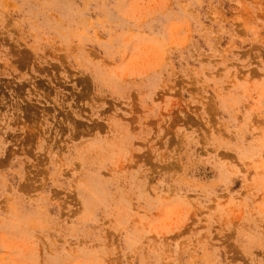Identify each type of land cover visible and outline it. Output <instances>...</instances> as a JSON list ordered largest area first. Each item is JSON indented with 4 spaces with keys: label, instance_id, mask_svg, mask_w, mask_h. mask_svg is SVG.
Returning a JSON list of instances; mask_svg holds the SVG:
<instances>
[{
    "label": "rangeland",
    "instance_id": "1",
    "mask_svg": "<svg viewBox=\"0 0 264 264\" xmlns=\"http://www.w3.org/2000/svg\"><path fill=\"white\" fill-rule=\"evenodd\" d=\"M0 264H264V0H0Z\"/></svg>",
    "mask_w": 264,
    "mask_h": 264
}]
</instances>
